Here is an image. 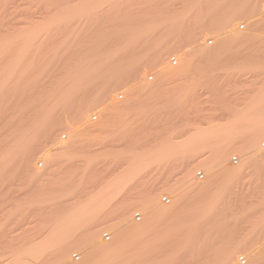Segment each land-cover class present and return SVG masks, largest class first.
<instances>
[{
    "label": "rangeland",
    "instance_id": "1",
    "mask_svg": "<svg viewBox=\"0 0 264 264\" xmlns=\"http://www.w3.org/2000/svg\"><path fill=\"white\" fill-rule=\"evenodd\" d=\"M98 1L0 0V264H264V0Z\"/></svg>",
    "mask_w": 264,
    "mask_h": 264
},
{
    "label": "bare ground",
    "instance_id": "2",
    "mask_svg": "<svg viewBox=\"0 0 264 264\" xmlns=\"http://www.w3.org/2000/svg\"><path fill=\"white\" fill-rule=\"evenodd\" d=\"M84 1H85V0H84ZM95 1H97V0H95ZM99 1H100V0H99ZM99 1H98V2H99ZM107 1H109V0H107ZM122 1H123V0H121V2H122ZM129 1H130V0H129ZM136 1H137V0H136ZM141 1H142V2H139V0H138L137 3L139 2L138 4H141V5H142L143 3L145 4V3L148 2V0H141ZM151 1H152V0H151ZM154 1H157V0H154ZM161 1H162V0H161ZM164 1H165V0H164ZM182 1H183V0H182ZM182 1H181V2H180V1H177L176 4H175V6H177V4H182ZM205 1H206V0H205ZM88 2H89V0H88ZM98 2H96V3H98ZM102 2H103V1H102ZM126 2H127V1L125 0V3H126ZM130 2H131V1H130ZM133 2H134V1H133ZM169 2H170V1H169ZM171 2H172V0H171ZM90 3H92V2L90 1ZM96 3L94 2L93 5L90 4L91 7H90V6H89V8L87 7V8L89 9V11H90V12L88 11L89 13H91V14H94V13L99 14V12H98L99 10H98L97 8H99L98 6L101 7V2H99L100 5H98V6H97ZM106 3H107V2H106ZM109 3H110V2H108V4H109ZM115 3H116V2H115ZM134 3H136V2H134ZM134 3H133V4H134ZM137 3H136V4H137ZM79 4H80V3H79ZM118 4H119V3H118ZM118 4H117V5H118ZM120 4H121V3H120ZM120 4H119V5H120ZM138 4H137V5H138ZM206 4H207V3H206ZM75 5H76V4H75ZM102 5H103V4H102ZM124 5H125V4H124ZM124 5H123V7H124ZM127 5H128V4H127ZM127 5H126V6H127ZM134 5H135V4H134ZM103 6H104V5H103ZM106 6H108V5L106 4ZM156 6H157V5H156ZM171 6H172V5H171ZM171 6H170V7H171ZM175 6H174V7H175ZM207 6H208V5H207ZM129 7H130V6H129ZM131 7H133V6L131 5ZM170 7H169V8H170ZM177 7H178V9H176L175 11L179 10V6H177ZM184 7H185V5H184ZM202 7H203V6H202ZM202 7H201V8H202ZM208 7H209V6H208ZM91 8H93V9L95 8L94 10H96V11L93 12V9H91ZM114 8H115V7H114ZM117 8H118V7H117ZM124 8H125V7H124ZM139 8H140V7H139ZM139 8H138V9H139ZM149 8H150V7H149ZM204 8H205V7H204ZM103 9H104V8H102L101 13H103V12H102V11H104ZM111 9H112V8H111ZM138 9H137L136 12H141V11H143V10H140V9L138 10ZM182 9H183V8H182ZM86 10H87V9H86ZM106 10H107L106 12H109V7L106 8ZM113 10H114V9H113ZM134 10H135V9H134ZM150 10H151V9H150ZM146 11H147V10H146ZM151 11H152V10H151ZM158 11L160 12V10H158ZM162 11H163V10H161V13H163ZM165 11H166V10H165ZM173 11H174V10H173ZM179 11H180V10H179ZM80 12H82V11H80ZM116 12H117V11H116ZM116 12H115V13H116ZM126 12H127V11H126ZM133 12H135V11H133ZM154 12H155V11H154ZM228 12H229V11H228ZM232 12H233V11H232ZM234 12H235V11H234ZM82 13H83V12H82ZM86 13H87V12H86ZM89 13H88V14H89ZM131 13H132V11H131ZM146 13H147V12H146ZM164 13H165V12H164ZM104 14H105V11H104ZM108 14H111V13H108ZM113 14H114V13H113ZM113 14H112V15H113ZM136 14H137V13H136ZM138 14H139V13H138ZM174 14H175V12H174ZM233 14H234V13H233ZM101 15H102V14H101ZM115 15H116V14H115ZM123 15H124V12H123ZM123 15H121V16H123ZM128 15H131V14H128ZM139 15H140V14H139ZM158 15H159V14H158ZM181 15H182V14H181ZM117 16H120V15L117 14ZM117 16H116V17H117ZM124 16H125V15H124ZM124 16H123V17H124ZM126 16H127V15H126ZM176 16H177V15H176ZM91 17H92V15H91ZM107 17H108V16H107ZM116 17H115V18H116ZM179 17H180V16H179ZM105 18H106V17H105ZM111 18H112V17H109V19H111ZM173 18H174V17H173ZM173 18H172V19H173ZM92 19H93V18H92ZM172 19H171V20H172ZM219 19H220V18H219ZM246 19H247V18H246ZM168 20H169V19H168ZM222 20H223V19H222ZM228 20H229V19H228ZM241 20H242V19H241ZM164 21H165V20H164ZM217 21H218V20H217ZM223 21H224V20H223ZM244 21H245V20H244ZM104 22H105V21H104ZM166 22H167V21H166ZM220 22H222V21H220ZM139 23H140V22H139ZM169 23H170V22H168V24H169ZM215 23H216V22H215ZM227 23H228V22H227ZM231 23H232V22H231ZM231 23H230V26L228 27L227 31L230 30V29L232 28L231 25H232V24L234 25L235 22L232 23V24H231ZM236 23H237V22H236ZM236 23H235V25H236ZM166 24H167V23H166ZM216 24H217V23H216ZM225 25H227V24L225 23ZM238 25H239V24H238ZM230 27H231V28H230ZM109 28H110V27H109ZM235 28H236V27H235ZM241 28H242V27H241ZM243 28H244V26H243ZM243 28H242V29H243ZM111 29H112V28H111ZM233 29H234V26H233L232 30H233ZM232 30H230V31L233 32L234 30H233V31H232ZM103 32H104V31H103ZM231 32H230V34H233V33H231ZM234 32H235V31H234ZM228 33H229V32H228ZM255 99H256V98H255ZM262 111H263V110H262ZM249 112H250V111H249ZM263 120H264V119H263ZM242 122H243V121H242ZM219 124H220V123H219ZM245 124H246V122H245ZM191 132H192V131H191ZM184 133H185V132H184ZM180 143H181V142H180ZM195 149H196V148H195ZM133 159H134V158H133ZM190 167H191V166H190ZM187 168H188V167H187ZM134 171H135V170H134ZM121 177H122V176H121ZM128 184H130V183H128ZM112 190H113V189H112ZM118 192H119V191H118ZM70 225H71V224H70ZM62 235H64V234H62ZM48 238H49V237H48ZM29 246H30V245H29ZM20 260H21V259H20ZM30 261H31V260H30ZM31 264H32V263H31Z\"/></svg>",
    "mask_w": 264,
    "mask_h": 264
}]
</instances>
